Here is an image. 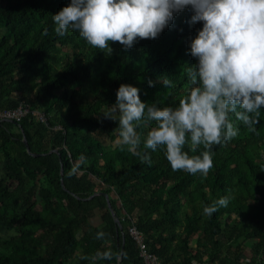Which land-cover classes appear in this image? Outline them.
Wrapping results in <instances>:
<instances>
[{"label": "trees", "instance_id": "16d2710c", "mask_svg": "<svg viewBox=\"0 0 264 264\" xmlns=\"http://www.w3.org/2000/svg\"><path fill=\"white\" fill-rule=\"evenodd\" d=\"M70 3L0 0V108L25 102L47 117L0 123V264H143L133 220L160 264H264V108L255 131L230 114L239 133L214 146L207 177L173 171L163 149L146 150L151 125L137 128L138 151L151 156L142 163L114 144L119 122L103 116L121 84L146 104L176 107L203 22L189 23V6L158 38L127 50L109 42L106 55L76 31L56 34L53 16ZM225 196L227 207L204 214Z\"/></svg>", "mask_w": 264, "mask_h": 264}, {"label": "clouds", "instance_id": "9594fccd", "mask_svg": "<svg viewBox=\"0 0 264 264\" xmlns=\"http://www.w3.org/2000/svg\"><path fill=\"white\" fill-rule=\"evenodd\" d=\"M189 6L194 13L189 23L203 22V27L190 40L189 54L197 63L187 70L190 87L178 105L146 104L137 87L121 84L116 103L103 116L118 120L120 143L129 146L142 163L151 166V156L138 151L137 128L151 125L146 150L163 149L173 171L207 177L213 167L214 146L239 133L230 114L255 131L264 108V0H71L53 21L58 36L71 29L92 47L111 55L109 42H119L127 50L137 38L156 39L174 14ZM162 83L168 88L172 82L164 79ZM149 86H154L152 81ZM201 146L199 154H190ZM228 202L227 196L221 197L203 212L211 216Z\"/></svg>", "mask_w": 264, "mask_h": 264}, {"label": "built area", "instance_id": "2783aa9c", "mask_svg": "<svg viewBox=\"0 0 264 264\" xmlns=\"http://www.w3.org/2000/svg\"><path fill=\"white\" fill-rule=\"evenodd\" d=\"M30 114L36 116L37 120L42 123H46L47 121V117L40 110L33 109L30 104L20 102L15 108H0V123L14 122L18 124ZM128 234L137 243L143 264H160L159 258L148 251L144 234L136 227L134 220L132 221L131 226L128 228Z\"/></svg>", "mask_w": 264, "mask_h": 264}, {"label": "water", "instance_id": "95a60500", "mask_svg": "<svg viewBox=\"0 0 264 264\" xmlns=\"http://www.w3.org/2000/svg\"><path fill=\"white\" fill-rule=\"evenodd\" d=\"M13 124H14V125H17V124L14 123V122H13ZM24 143H25V145H26V147H27V150H28V152H29V151H30V147H29V144H28V142H27L26 139H24ZM54 152H55V153H58V151H54ZM61 177H62V179H63V170H62V173H61ZM96 195H98V194L93 195L91 198L95 197ZM105 197H106L107 202H108L109 210L111 211L112 215L114 216L116 223H117V224L120 226V228L122 229L121 224H120V221H119V219H117L116 214H115V212H114V210H113V207H112V205H111V203H110V201H109V196L105 194ZM119 264H120V263H119Z\"/></svg>", "mask_w": 264, "mask_h": 264}, {"label": "rangeland", "instance_id": "374dc122", "mask_svg": "<svg viewBox=\"0 0 264 264\" xmlns=\"http://www.w3.org/2000/svg\"><path fill=\"white\" fill-rule=\"evenodd\" d=\"M117 121H118V120H117ZM100 140H101L104 144H111V143H112L111 140H110V137H109V135H108L107 133L101 134V135H100ZM118 143H120V138H119V136H118L117 140L114 142V144H118ZM14 234H15V231H10V232L8 233L7 236H12V235H14ZM245 246H247V247L250 248V247L252 246V243L247 242V243H245Z\"/></svg>", "mask_w": 264, "mask_h": 264}]
</instances>
